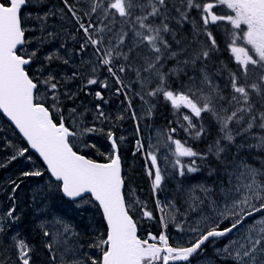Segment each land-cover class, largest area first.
<instances>
[{"label": "snow or ice", "instance_id": "1", "mask_svg": "<svg viewBox=\"0 0 264 264\" xmlns=\"http://www.w3.org/2000/svg\"><path fill=\"white\" fill-rule=\"evenodd\" d=\"M60 5L0 0V114L26 141L17 146L5 140L3 148L11 154L0 168L21 158L32 161L34 150L44 167L34 164L20 176L47 174L41 191L58 194L77 208L98 207L106 226L85 243L83 234L49 201L36 227L46 238L43 248L52 264H192L210 240L214 258L205 257L208 264L215 259L223 264H264V0H60ZM54 17L75 25L69 35L79 48L71 55L82 57L91 49L90 57L81 58L70 75L51 67L57 61L70 64L67 49L66 55L59 49L43 53L60 35L49 30L48 21ZM186 24L191 25L190 36L182 31ZM216 29L223 30L234 68L212 61L220 50ZM101 70L107 72L103 78ZM225 72L221 86L218 78ZM77 80L80 84L71 89ZM91 86L123 96V112L108 114L103 107L108 100L100 90L94 92L99 103L92 110L77 104ZM136 98L146 106L144 118L153 115L152 101L162 98L177 117L169 123L179 125L189 139L199 141L210 134L205 115L217 129L205 151L176 138L177 127L158 132L154 143L151 138L136 140L133 155L144 156L161 213V230L144 236L137 213L149 220L156 217L132 198L134 189L125 192L120 154L125 137L114 131L127 113L137 122L139 136ZM90 111L94 122L88 125ZM95 121L110 126L105 131ZM97 133L106 135L110 146L107 153L97 149L102 161L81 151L96 148L84 137ZM253 152L256 163L245 155ZM205 170L216 179L194 181ZM168 179L176 180L175 195L162 202L159 193L166 191ZM8 183L12 204L0 213V264H36L35 245L21 231L11 232L22 219L15 194L23 180ZM170 226L188 239L172 243ZM221 239L226 242L216 247ZM85 247L98 250L99 256L89 255Z\"/></svg>", "mask_w": 264, "mask_h": 264}, {"label": "rangeland", "instance_id": "2", "mask_svg": "<svg viewBox=\"0 0 264 264\" xmlns=\"http://www.w3.org/2000/svg\"><path fill=\"white\" fill-rule=\"evenodd\" d=\"M54 6V5H53ZM41 12L44 11V8L39 9ZM25 18L27 19V14L25 13ZM57 24H54V29L56 32H59L60 35L57 37V40H60V44L58 42H53L50 49L47 51H54L56 49H59V52L61 55H66L65 53V49L67 46V42L70 38L69 33H71L70 30V25H72L73 23H69L68 25H63V23H60L59 18L57 17ZM35 21H32V24H34ZM62 29H67V31L63 32ZM184 29L187 30V24L184 26ZM219 33H221V31L218 30ZM63 33V36H62ZM35 35H38L37 33H35ZM185 35L190 36L191 34L187 33ZM30 36V35H29ZM31 37V36H30ZM61 43L65 44V48H61L60 45ZM90 56L85 53L82 55V57L80 55H75V63H72V61H70V64L72 66H75V68L79 65L81 58L87 60ZM67 58V56H66ZM214 61L216 63H219L220 61L218 60V55L217 53L214 54ZM58 62V61H57ZM56 63V62H55ZM52 70L54 72L60 73V72H64L67 73L68 75H70V71L66 68L63 67H58L55 65H52ZM35 69V66H33V70ZM79 81V80H78ZM80 84V81H79ZM75 84H73V82L69 85V87L73 90H75L77 88L78 85L74 86ZM100 90L102 91V93L104 94L105 98L108 100V103L105 104L104 110L110 114L112 117H115L118 113L123 112L124 106L121 104V102L119 101H112L110 100L112 97L110 96L109 98V89H100L98 86H91L90 89L88 90L89 94L85 95L84 93H81L79 96V99L77 100V104H80L81 102L84 103V105H86L90 110H92L93 105L96 103H99V101H96L94 99V92ZM138 102V104H137ZM136 102V107H138L139 109H137V114L138 116H140L141 118L144 117V108L146 106H142L141 101L138 100ZM186 111V110H185ZM94 121L92 120V112L90 111L85 123H87L88 125H91ZM136 122V121H135ZM96 126L98 128H105V131L107 130V127H109L110 125L107 124V122H105L104 124H101L98 121H95ZM117 129H119V132H121L123 130V127L118 124V126L116 127ZM116 128L114 129V131H116ZM162 131L161 129H158V127H153L151 129V132L149 130H144L141 131V133L139 134V136L136 133V127H133L132 129L130 127H127L123 133L119 136H123L125 137V141L122 144V146H126V149L129 151L127 153H123L122 158L125 164V172L128 173V171L134 170L136 169L139 164H138V160L136 158V155H133L134 152H136V140L139 138H151L152 142L154 143L156 138H157V133ZM91 138H89V141L91 143H95L96 145V149H98L99 151H106L108 152L110 149L108 147V141L106 138V135L104 134H91L90 136ZM5 140H11L14 144H16L17 146H24V143L21 141V139L19 138L18 135H16V133L14 132V130L4 122V120L0 117V162H3L7 159V157L11 154V149H4L3 148V144L5 143ZM83 149V147H81V150ZM108 149V150H107ZM249 153H245V155H248ZM30 155L32 156V161H27L23 158H21V160L24 162V167H30L32 169L33 165H39L41 168L42 165L39 162V160L30 153ZM253 155V154H252ZM249 160V159H248ZM250 161V160H249ZM251 162V161H250ZM143 168V167H142ZM126 179H128L125 176ZM204 178H206L204 176ZM202 177L199 176H195L193 179L194 181H206V179H204ZM47 179V177H43L42 179V187L41 189H44L45 185V180ZM12 180L11 176L6 175L4 177V179L2 180V185L4 187H9V181ZM27 180V179H26ZM41 182V181H40ZM136 180L133 179L132 183L130 184L132 187H135L136 184ZM207 183H210L208 181H206ZM173 183L175 184L176 187V181H173ZM175 187H170V192L166 195V197L164 198L163 201L165 200H171L173 199L175 193H174V189ZM41 194V195H39ZM20 196L22 197V199L20 200V204L24 205V201L25 199H27V197H29L28 195L24 194V196L22 194H20ZM54 197V199H57L56 195H52ZM25 198V199H24ZM47 198V193L46 191H41V192H37L36 194H34L33 197L30 198V201L32 202L31 204V211L28 212V216H25V210L23 209H18L17 214H19L21 216V222L14 225L11 228V232H15L17 230L21 231L26 237L27 239L33 243L36 247V256L34 257L36 264H52V262L49 259V254L48 252L43 248V243L45 242L46 238L43 237L42 233L39 232V230L37 229L36 225L44 218L43 214L41 212V209H43L46 204L49 201H46ZM132 198H136L139 199L138 197H136L133 194ZM144 203V201H142ZM179 203V201H178ZM53 209L59 213L60 215H62L68 222H70L71 224H73L76 228V230L78 232H81L83 234V241L85 243L90 242L91 239L94 238V236L100 232H103L104 229L100 223V219H101V214L100 212L97 210V208L95 206H85L82 208H77L74 204H68L62 201H54L51 202ZM145 204V203H144ZM72 215H80V218L77 217H72ZM136 219L138 220V222H147V227L145 228L142 227L140 228V232L142 234V236L146 235V233L149 231V222L148 219L143 217L141 214H139V212L136 215ZM83 228H87V231L82 232L81 230H83ZM10 234V233H9ZM171 241H173L174 243H183L185 240L188 239V236L182 233H176L171 235ZM211 241V240H210ZM226 241L224 239H221V241H219V246L218 247H222L223 244ZM86 252H88L89 255L91 256H98L99 252L98 250L92 248H87L85 247L84 249ZM200 257V256H199ZM207 258H214V256H206ZM194 264H208V260L205 259V257L199 259L196 263ZM215 264H217V260L215 259Z\"/></svg>", "mask_w": 264, "mask_h": 264}, {"label": "trees", "instance_id": "3", "mask_svg": "<svg viewBox=\"0 0 264 264\" xmlns=\"http://www.w3.org/2000/svg\"><path fill=\"white\" fill-rule=\"evenodd\" d=\"M56 1L58 3L56 2L54 3L60 5V0H56ZM219 49L220 50L217 52L218 60L223 61L229 67L234 68L233 61L230 60V53L226 51V42L219 45ZM226 79H227V73H224L221 77L218 78L221 86L224 85V83L226 82ZM152 103H155L156 105L155 109L153 110L152 117L151 118L143 117L141 121L139 122L140 126L148 127L150 124H158L161 127H164L165 130H167L169 128L167 124L170 121H173V122L176 121L177 117L173 114V110L170 108V105L165 103L162 98L158 100H154L152 101ZM125 117L126 118L124 120V124H125L124 127L129 124H134L133 120L129 118L127 113H125ZM204 123L210 133L206 138L199 140V141L194 140V139H189L187 134L183 131V129L182 128L180 129L179 125L177 126L178 131L176 134V138H179L182 140L188 139L189 144L194 149H196L197 151H205L207 148V145L216 137L217 129H216V125L211 121V119L207 115H205L204 117ZM252 154L255 155L254 152L247 155L248 159L251 161V163H256L255 161L252 160ZM136 155H137L136 157L138 158V164H141V165H139L136 169H134L132 173L130 174L128 173L129 179L126 182V187H127V190L134 189L135 190L134 195L140 198V201H144L145 205L147 206V209L153 213L154 217H156L153 220H149V219L148 220L151 222L150 224L151 230L154 231L155 233H158L161 230L159 227V216L161 215V213L156 209L157 197L154 196L152 192L151 180L147 175L144 156L142 153H139V152H137ZM262 155H264V153H262ZM93 157L94 159L98 161L103 160V157H101L98 154V152L93 153ZM213 166H215L214 162H213ZM257 166L259 165L257 164ZM199 174L205 176L207 179H209L212 182L216 179V177H209L207 174V170ZM133 179L137 181L135 184V187L130 186V181H132ZM171 180L173 179H168L165 181L166 191L159 193V199L162 202H163V197L170 191V187L172 186ZM29 187H30L29 190L32 189L34 192H38L39 189H37V187H40V184L38 183L34 184L33 182H30ZM10 193H11V189H6L5 191L0 192V213L5 212L9 207H11L12 201L8 199V196L10 195ZM25 194H27L26 191H25ZM19 197L20 196L17 191L15 194L16 203H19L18 201ZM25 206L26 208H30V203L26 199H25ZM100 221H101V224L105 227L103 220H100ZM173 231L177 232L175 228L170 226L168 229L169 234H171ZM212 253H213V250L207 245V248L205 249L203 255H210ZM198 257L199 256L195 257L193 260L197 259ZM216 260L218 261L217 262L218 264H223V262H221L219 259H216Z\"/></svg>", "mask_w": 264, "mask_h": 264}, {"label": "water", "instance_id": "4", "mask_svg": "<svg viewBox=\"0 0 264 264\" xmlns=\"http://www.w3.org/2000/svg\"><path fill=\"white\" fill-rule=\"evenodd\" d=\"M6 118V117H5ZM6 120H7V118H6ZM8 121V120H7ZM10 122V121H9ZM11 123V122H10ZM14 126V125H13ZM15 127V126H14ZM17 131H18V129H16ZM19 133V132H18ZM33 152H34V150H32ZM35 153V152H34ZM35 154H37L38 155V153H35ZM42 161V160H41Z\"/></svg>", "mask_w": 264, "mask_h": 264}]
</instances>
